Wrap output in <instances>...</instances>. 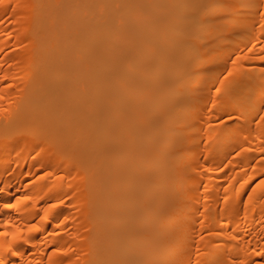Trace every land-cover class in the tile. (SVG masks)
Returning <instances> with one entry per match:
<instances>
[{
  "label": "bare ground",
  "instance_id": "obj_1",
  "mask_svg": "<svg viewBox=\"0 0 264 264\" xmlns=\"http://www.w3.org/2000/svg\"><path fill=\"white\" fill-rule=\"evenodd\" d=\"M0 264H264V0H0Z\"/></svg>",
  "mask_w": 264,
  "mask_h": 264
}]
</instances>
